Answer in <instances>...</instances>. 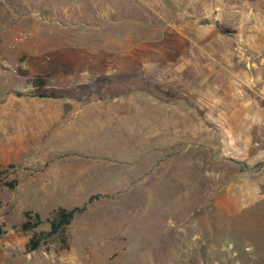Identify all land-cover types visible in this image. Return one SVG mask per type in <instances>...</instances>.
<instances>
[{
  "label": "rangeland",
  "instance_id": "374dc122",
  "mask_svg": "<svg viewBox=\"0 0 264 264\" xmlns=\"http://www.w3.org/2000/svg\"><path fill=\"white\" fill-rule=\"evenodd\" d=\"M84 115L123 152L144 140L145 162L175 142L159 156L192 165L166 177L189 178L171 184L207 228L157 229L152 203L130 245H71L67 225L28 251L24 211L46 230L57 208L46 147ZM0 169V264H264V0H0Z\"/></svg>",
  "mask_w": 264,
  "mask_h": 264
},
{
  "label": "crops",
  "instance_id": "0c3cea01",
  "mask_svg": "<svg viewBox=\"0 0 264 264\" xmlns=\"http://www.w3.org/2000/svg\"><path fill=\"white\" fill-rule=\"evenodd\" d=\"M64 102L60 108L66 113L69 102ZM102 107L106 112L109 105ZM82 109L81 105L76 106L69 118L79 115ZM58 116L56 113L55 124L59 120ZM66 118L63 117L65 124L69 120ZM70 129L62 136L58 134L60 139L54 147H46V150L55 149L57 152L48 155L55 162L47 167V177H41L40 189L47 191L46 204L65 208L85 205V209L76 212L68 224L71 227V245H130L132 237L137 236L133 231H141L146 223H150L149 212L144 210L152 203L167 207L155 211L157 229L182 228L187 222L190 229L207 228V212H185L181 208L187 194L185 185L180 187L183 189L174 191L176 186L171 184H184L189 178L166 177L176 175L175 168H171L173 166L186 162L192 165L191 160L159 156L160 151L172 149L175 142L156 143L155 157L145 162L144 140L140 147L133 140L124 152L119 149L118 140L113 143L107 140L112 135L109 130L112 129V123L107 117L80 116ZM125 136L126 132H123L122 137ZM111 150L116 151L115 154ZM91 195L98 197L89 200ZM147 201L148 205L145 203ZM169 208L172 211H167ZM178 218L179 221L176 220Z\"/></svg>",
  "mask_w": 264,
  "mask_h": 264
},
{
  "label": "trees",
  "instance_id": "16d2710c",
  "mask_svg": "<svg viewBox=\"0 0 264 264\" xmlns=\"http://www.w3.org/2000/svg\"><path fill=\"white\" fill-rule=\"evenodd\" d=\"M33 92H42L38 89L33 90ZM54 93H50L49 96H54ZM40 96L47 95L45 92L39 93ZM0 185H7L13 187L15 181H4L3 180V170L0 169ZM98 195H91L89 200L97 198ZM85 209V205L75 206L72 208H65L63 206H58L54 209L49 216L46 217L45 221L48 223V229L37 230V227L44 222L40 217L38 212H33L31 210L24 211V220L19 224V228L25 232H31V235L26 243L28 251L35 250L39 245L50 237H61L64 234V230L68 224H70L74 214L76 212H81ZM3 229L0 225V234Z\"/></svg>",
  "mask_w": 264,
  "mask_h": 264
}]
</instances>
